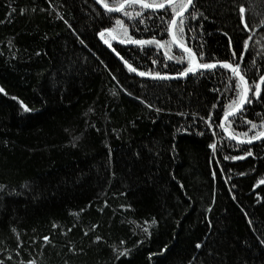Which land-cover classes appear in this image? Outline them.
Listing matches in <instances>:
<instances>
[{"label":"trees","instance_id":"trees-1","mask_svg":"<svg viewBox=\"0 0 264 264\" xmlns=\"http://www.w3.org/2000/svg\"><path fill=\"white\" fill-rule=\"evenodd\" d=\"M195 2L204 15L187 22L196 31L186 28V45L204 53L201 63H231L252 36L240 63L249 83L258 82L264 0ZM241 5L250 30H242ZM164 15L145 10L137 32L93 0H0L4 264H264V140L242 145L217 127L235 98L225 86L238 78L220 67L180 80L139 78L99 39L119 18L135 39L170 40ZM112 46L139 71L176 76L187 67L173 45ZM242 119H264V85L261 99L226 125L246 140L239 134L256 130L237 127ZM166 245L164 256L151 255ZM124 248L129 255L117 259Z\"/></svg>","mask_w":264,"mask_h":264},{"label":"snow or ice","instance_id":"snow-or-ice-1","mask_svg":"<svg viewBox=\"0 0 264 264\" xmlns=\"http://www.w3.org/2000/svg\"><path fill=\"white\" fill-rule=\"evenodd\" d=\"M99 4L103 6L108 14L113 13H121L124 18H127L129 21H132V27L135 31L139 32V28H136V23H144L145 18V10L151 9L152 15L155 16L159 10H163L165 15L160 16V25L164 26V31L170 36V40H164L163 37L157 39L156 36H153L151 39H135L132 35L129 34V28L125 24L124 19H116L115 27L113 28H104L99 32L100 38L104 41L109 48L123 61V64L127 66V69L131 73H137L140 77H150L152 79L159 80H167L172 79L174 77L169 76L167 73L161 74L159 71H139L137 67H134L133 64L129 63L128 60L124 59L123 56L120 55L119 52L116 51L115 48L112 47V43L108 39H104L105 33L112 34V39H117L118 36H122V39H119L120 44L124 45H135L138 46L141 50H143L144 46L155 45L158 49L167 48L169 45H177L179 49L183 50L184 53L187 54V67H184L182 71L177 73L175 78L179 77H187L190 74H198L203 72H211L216 70L218 67L223 69L231 70L234 77L238 78V82L235 84V88L231 87V79L229 80V84L225 86V91H234L235 98L229 97V104L225 106V110L223 111V117L220 119V123L217 127L223 129L225 132H228V128L225 127L226 123L231 121H236L238 118L244 116L246 114V105L252 104L254 100H260L262 97V88L261 85H264V75L259 76V81H252L250 84L249 81L245 78L247 72L242 70L241 63L244 59V54L250 51L249 41L253 39L252 36H248L247 40L243 41V51H241L239 58L234 59L231 63L227 61L216 62V63H201L200 60L204 57V53L200 51L199 56H197V51L193 50V47H188L185 43V31L186 28L188 31L195 33L196 29L191 27L189 23L190 20H196L199 17H203V13L197 10V5L195 0H115L117 6L112 7L109 5L106 0H97ZM139 6V11H136V7ZM128 9H132L129 11ZM15 11V9H13ZM245 7L243 5L240 6L239 12L241 14L242 21V30H250L249 23L245 19ZM170 17V18H169ZM151 19V17H149ZM69 27H71L69 25ZM147 28V25H145ZM256 27H264V21H261L260 25ZM227 35V33H225ZM229 43H231V37H229ZM168 60H172V56H168L167 52L164 53ZM232 57H237V51L235 49L231 52ZM135 59V57H133ZM183 63L182 60L179 61ZM153 64H156L157 61L153 60ZM167 68V64L164 65ZM0 92H4L3 88H0ZM251 93V95H250ZM22 105V110L25 113H31L34 109L29 108L27 104H24L23 101H20ZM148 108H153V105L148 104ZM215 108L216 105H213ZM230 109V110H229ZM155 111L159 112L161 109L156 108ZM184 115V113H181ZM231 117V121H230ZM257 119L260 118V114H256ZM203 119V118H201ZM206 126L211 128L212 124L215 123L213 120V116L210 114L205 121ZM250 125L249 131L256 130L255 133L249 136L248 132L241 133L239 135H243L247 137L246 140H240V143H245L248 145H252L254 141H262L264 140V119H260V123L257 124L253 120L250 119H242L236 125L237 127L243 125ZM187 131V129H185ZM203 135V133H200ZM213 135H216V132L213 131ZM232 139H237V135H232L229 133ZM79 137H75V140H78ZM73 146H75L73 142ZM210 147L215 150L216 144L213 143ZM247 156H252L253 152L248 151L246 153ZM228 157H225L227 159ZM243 157L234 156L232 159H242ZM243 175V174H242ZM260 184H264V180L259 182ZM4 188L3 185H0V190ZM235 198V197H233ZM211 211V209H209ZM148 222L145 221V224ZM157 221L155 219L152 220V225H155ZM251 223V221H249ZM149 235L151 233L148 231V228L145 227L143 229ZM15 231V229H13ZM87 234V233H85ZM44 241H49V237L45 236ZM101 237H96V240L99 241ZM261 243H264V240H261ZM22 246V245H21ZM196 247H201L200 244H197ZM168 251V246L166 245L159 253H154L151 255H159L164 256V254ZM130 250L124 248L122 251H118L117 259L120 257H126L129 255ZM150 255V258H151ZM11 259V256L8 257ZM0 264H4L3 261H0ZM28 264H35V261H29Z\"/></svg>","mask_w":264,"mask_h":264},{"label":"water","instance_id":"water-1","mask_svg":"<svg viewBox=\"0 0 264 264\" xmlns=\"http://www.w3.org/2000/svg\"><path fill=\"white\" fill-rule=\"evenodd\" d=\"M100 8H102L105 12H106V10L103 8V6L101 5V4H99L98 2H97V0H93ZM148 10H150V11H153V10H151V9H148ZM160 11H163V10H159L158 12H160ZM113 14H118V13H113ZM105 34H108V35H110V37L112 38V34H109V33H105ZM100 37V36H99ZM101 39V38H100ZM113 40V39H112ZM101 41L103 42V40L101 39ZM115 43H117L118 45H121V46H126V47H132V46H135V45H124V44H120L119 43V41H117L116 39L115 40H113ZM115 56H116V58L123 64V61H121L120 60V58L112 51V49L111 48H109L108 47V45H106L105 43H103ZM174 45V44H173ZM174 47H175V49H177V50H179V51H181V52H183V50H181V49H179V47L177 46V45H174ZM184 53V52H183ZM186 54V53H185ZM187 55V54H186ZM124 65V64H123ZM126 68H127V66L126 65H124ZM135 76H137V77H139V78H144V79H149V80H155V81H158L159 79H152V78H150V77H140L137 73H133ZM193 74H190L189 76H187V77H179V78H175L176 76H172V77H174V78H172V79H167V80H180V79H184V78H188V77H190V76H192ZM262 86L263 85H261V88H262ZM230 119H231V117H230ZM225 127H226V125H225ZM228 128V127H227ZM224 131V130H223ZM224 133L226 134V136L228 137V138H230V139H232L231 138V136L229 135V133H231L232 135H234L233 134V132L228 128V132H225L224 131ZM233 141H235L236 143H239V144H242V145H248V144H245V143H240L239 141L240 140H244V139H241V138H237V139H232ZM259 141H254L253 143H252V145H255V144H257ZM249 146V145H248Z\"/></svg>","mask_w":264,"mask_h":264},{"label":"bare ground","instance_id":"bare-ground-1","mask_svg":"<svg viewBox=\"0 0 264 264\" xmlns=\"http://www.w3.org/2000/svg\"><path fill=\"white\" fill-rule=\"evenodd\" d=\"M160 12H161V11H160ZM157 13H159V12H157ZM157 13H156V14H157ZM175 50H176V49H175Z\"/></svg>","mask_w":264,"mask_h":264},{"label":"rangeland","instance_id":"rangeland-1","mask_svg":"<svg viewBox=\"0 0 264 264\" xmlns=\"http://www.w3.org/2000/svg\"><path fill=\"white\" fill-rule=\"evenodd\" d=\"M162 51V50H161ZM231 71V70H230Z\"/></svg>","mask_w":264,"mask_h":264}]
</instances>
